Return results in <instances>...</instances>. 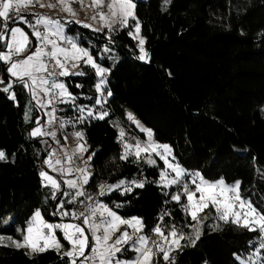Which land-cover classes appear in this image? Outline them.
<instances>
[{
  "label": "trees",
  "instance_id": "16d2710c",
  "mask_svg": "<svg viewBox=\"0 0 264 264\" xmlns=\"http://www.w3.org/2000/svg\"><path fill=\"white\" fill-rule=\"evenodd\" d=\"M134 3L148 53L145 62L137 58L136 41L128 28L113 26L114 31L94 32L67 25L66 35L90 49L97 63L109 69L106 90L112 96L103 107L94 106L98 77L93 69L82 66L88 75L68 77L69 90L78 95L77 104L97 107L109 116L85 124H66L59 137L63 140L81 131L88 152L95 153L86 190L96 192L100 185L120 179L127 184L145 181L144 188L133 187L130 194L114 191L101 199L122 218L141 219L145 232L156 225L163 212L170 211L172 217L164 221L166 234L172 224L185 234L180 242L183 247L170 254L176 264H238L234 253L242 258L249 256L253 245L258 247L254 239L257 233L221 222L210 207L201 214L203 223L197 225L201 235L196 246H191L189 238H195L196 233L188 226L189 216L163 195L165 191H178L179 186H157L163 170L160 161L150 166L144 160L130 162L134 157L121 160L123 144L118 142V135L123 128L127 143L146 140L145 134L126 119V113H132L152 131L156 142L172 147L175 162L187 172L199 173L211 182L221 178L227 184L240 181L241 194L264 211V0ZM29 18L35 20V16ZM20 26L35 42L30 29ZM103 48L119 57L113 67ZM5 68L0 65V74ZM3 79L7 83L8 76L4 74ZM77 83L83 87L76 88ZM15 92L19 106L0 91V150L7 157L0 161V236L4 237L0 241V264H63V249L59 254L49 250L26 255V249L4 246L10 245L6 243L8 237L22 239L17 229L25 226L37 208L46 220H59L50 215L55 202L48 199L50 189L41 186L39 175L52 142L43 138L48 143H42L41 138L31 137L29 132L35 125L24 118L30 108L33 117L41 116V110L29 103L31 96L23 87H16ZM58 107L65 109L56 113L65 120L77 115L70 105ZM185 202L182 197L181 203ZM68 207L81 209V204ZM58 236L62 240L61 234ZM134 256L131 251L124 255Z\"/></svg>",
  "mask_w": 264,
  "mask_h": 264
},
{
  "label": "snow or ice",
  "instance_id": "6c2138e0",
  "mask_svg": "<svg viewBox=\"0 0 264 264\" xmlns=\"http://www.w3.org/2000/svg\"><path fill=\"white\" fill-rule=\"evenodd\" d=\"M73 2L83 6V0H73ZM34 3H39V0H0V43L3 44V48L0 49V65L6 66L4 74L8 76V81L5 83L4 74H0V84H4L0 91L8 94L7 98L19 106L16 101L15 88L21 86L31 96L29 103L34 104L36 109H49L45 113L46 119L39 114L33 117L32 108L25 113V120L35 125L29 135L33 138H41L42 143H48L43 139L44 137H51L57 144H60L57 132L51 129V125H57L63 129L66 124H85L88 118L105 120L109 116L107 111L95 113L93 108L77 104L79 97L69 90L71 85L67 78L87 76L88 73L83 70L82 66L93 69V74L100 77L99 82L95 83V91L98 94L95 98V105L103 107L106 103L103 96H112V92L105 88L107 83L105 75L109 69L97 63L90 49L83 47L74 37L66 35L65 29L68 24L74 23L85 28H92L91 25L78 19L62 21L49 15L27 13L26 9ZM164 3L168 5L171 0H164ZM58 5L66 14L72 17L77 16L68 0H57L56 4L47 5L39 3L41 8L54 9ZM93 5L96 8L106 7L108 9V12L99 11L91 17L92 20L99 17L102 22L99 29L93 30L114 31L113 25L118 22L122 28L129 29L130 36L139 39L141 55L137 58L147 61L148 53L143 47L145 39L137 35L141 32V25L135 16L134 0H92L89 7ZM30 16H35V20L30 19ZM129 19L134 23L129 24ZM21 24L31 29L35 42L30 39L24 28L20 27ZM104 51L107 52L109 49ZM73 69L80 70L73 71ZM61 77L65 80H60ZM75 87L79 89L83 85L77 83ZM88 99L91 100L92 97ZM58 105H71L70 110H74L77 115L74 119L61 120L56 113L63 112L65 109ZM42 119L44 123H41ZM127 119L132 121L141 132L146 133L147 139L145 141L137 139L135 143H127L125 130L121 128L118 135V142L123 144L120 159L129 161L130 157H134L130 161L133 163L146 159L150 166H155L157 163L156 159L152 158L153 156L163 161L165 169L159 172L156 183L162 189L179 186L178 191H165L163 195L179 205L182 211L189 216L188 226L196 233L195 238H189L191 246H196L201 235L200 229L197 228V225L203 223L201 214L211 207L221 222L232 223L249 232L257 233L254 239L258 240V247L253 245L254 251L251 255L242 258L241 255L234 253L238 264H264V254H262L264 252V211L258 210L249 198L241 194V182L227 184L223 178L209 182L198 173H187L175 162L170 145L156 142L152 131L141 126L132 113L127 114ZM72 135L77 140V146L71 154L61 157L50 148L43 161L51 172L57 173V177L45 170H41L39 175L42 178L41 186L50 189L48 199L55 202L50 215L68 218L70 221H79V223L48 222L41 209L37 208L25 226L17 229L22 239L8 237L10 245L4 246L29 249L26 255L42 254L49 250H54L59 254L63 248L56 235L59 231L63 240L69 245V250L63 251L61 256L63 264H160L161 261L163 264H176L175 257L170 254L173 250L178 251L183 247L180 242L184 240L185 234L175 224L170 226L166 234L168 226L164 225V221L166 218L170 219L172 213L163 212L158 217L156 225L145 232V225L141 219L121 218L107 204L95 202L85 190V186L89 185L92 179L87 167L88 161L93 159L95 153L89 154L87 159H84V153L88 152V148L80 143L83 141L84 133L75 131ZM68 138V136L63 137L64 140ZM75 156L83 160L84 167L72 166ZM6 160V154L0 150V161ZM65 162L68 166H65ZM65 176L73 178L62 179ZM125 184V179H120L115 184L100 185L98 195L103 197L114 191L127 195L133 192V187L138 189L145 187V181H130L127 187ZM182 197L186 201L183 204L181 203ZM85 200L93 201L94 206L85 204ZM77 204H84V209L68 207ZM116 206L119 207V205ZM155 237H159V241ZM3 239L4 237L0 236V241ZM129 251L136 253L135 258H122ZM253 257H258V260H254Z\"/></svg>",
  "mask_w": 264,
  "mask_h": 264
},
{
  "label": "rangeland",
  "instance_id": "374dc122",
  "mask_svg": "<svg viewBox=\"0 0 264 264\" xmlns=\"http://www.w3.org/2000/svg\"><path fill=\"white\" fill-rule=\"evenodd\" d=\"M68 2H69L70 5L73 7L74 11L77 13V16H76V17H72V16L66 14L65 12L61 11L59 5H58L56 8H54V9H51V8H48V7L41 8V7L39 6V3H44V4H46V5L49 4V3L56 4V3H57V0H39V3H34L33 5H30L26 10L29 11V12H31V13H34L35 11H37V12H40V13H42V14H47V15L52 16V17H54V18H59V19H61L62 21H64V20L78 19V20L82 21L83 23H86V24L91 25L92 28H89V29L92 30V31H94L93 29H99V28L101 27L102 22L100 21L99 17H97L96 20H92L91 17H92L93 15H96L99 11L108 12V9H107L106 7L96 8L94 5L91 6V7H89V5L92 4V0H83V6H81L79 3H75V2H73V0H68ZM134 12H135V9H134ZM105 22H106V21H105ZM128 23H129V24H133V22H132L131 19H129ZM73 24H74V23H73ZM73 24H69V25H73ZM75 25H76V26H81V25H77V24H75ZM15 26H16V25H15ZM113 26H118V27L122 28L118 22H117L116 24H114ZM20 27H21V26H20ZM66 28H67V26H66ZM65 30H66V29H65ZM30 32H31V29H30ZM94 32H101V31H94ZM137 35H138L139 37L144 38V37L142 36L141 32L138 33ZM69 36H70V35H69ZM29 37H30V36H29ZM71 37H73V36H71ZM130 37H132V36H130ZM32 38L35 39L33 36H32ZM132 38H133V37H132ZM30 39H31V37H30ZM53 39H55V37H53ZM133 39H134V38H133ZM134 40L136 41V47H137V51H138V56H140L141 53H140L139 39H134ZM143 47H144V49H145V46H144V45H143ZM105 49H107V48H103V51H104ZM145 51H146V49H145ZM109 52H110V50L107 51V52L104 51L105 54H108L109 59H110V61H111L110 64H111V66L113 67V66L116 65V63L118 62L119 57H118V56H115V55H110ZM139 60H140V59H139ZM140 61H141V62H145V60H140ZM77 70H80V69H73V71H77ZM99 79H100V77H98L97 82H99ZM105 79H106V75H105ZM97 82H96V83H97ZM106 85H107V84H106ZM106 85H105V88H106ZM97 95H98V94H97ZM108 98H109V96H107V95H104V96H103V99H104L105 101H107ZM94 106H96V105H94ZM94 106H88V107H89V108H93L95 113H99L100 111L97 110V109H96L97 107H94ZM70 107L72 108L71 105H70ZM262 109H264V106L262 107ZM40 110H41V116H42L43 118L46 119V117H45V113L48 112L49 109H40ZM263 112H264V111H263ZM128 113H130V112H127V113H126V119H127V114H128ZM56 115H57V114H56ZM57 116H58V115H57ZM133 116H134V115H133ZM58 117H59L61 120L67 121V120H65L63 117H60V116H58ZM134 117H135V116H134ZM135 118H136V117H135ZM88 120H97V119L88 118ZM127 120H128V119H127ZM136 120L139 121L137 118H136ZM128 121H129V120H128ZM41 123H44V120H43ZM129 123H132V124L137 128V126H136L132 121H129ZM139 123H140V121H139ZM140 125L143 126L144 128H146L142 123H140ZM46 127H48V126H46ZM50 127H51L52 130H54V131L57 132V138L60 139L59 135L61 134L62 129H60L57 125H51ZM137 129L139 130V128H137ZM146 129H147V128H146ZM139 131H140V130H139ZM140 132H141V131H140ZM142 133H144V132H142ZM144 134H145V138L147 139V137H146V133H144ZM44 138H47V139H49V140L52 142L51 149H54V150L58 153V155H60L61 157H63V156L66 155V154H71L72 150L75 149L76 146H77V140H76L75 137L73 138V136L69 137V138H72V139H69V138H68L67 140H64V139L61 140V139H60V141H61L60 144H57L56 141L53 140L51 137H44ZM80 143H83L84 146L88 148V146H87V145L85 144V142H84V138H83V141H80ZM62 147H63V151H61ZM89 154H92V153H89V152L84 153V159H87V156H88ZM152 158H153V159H156L157 163H158V161H160V162L163 163V161L159 160V158L156 157V156H153ZM73 160H74V164H73L72 166H74V167H84V166H85L84 163H83V160H82L79 156H75V157H73ZM144 161L146 162V159H144ZM90 163H91V160L88 161V165H87V167H88V171L91 173V166H90ZM65 166H68V165L66 164V162H65ZM163 169H165V165H164V164H163ZM41 170L49 171V173H50L51 175H53L54 177H57V173H55V172H51V171L46 167V165H44V164H43V166H41ZM186 172H187V171H186ZM187 173H189V174H193V173H196V172H187ZM198 174H199V173H198ZM199 175H200V174H199ZM200 176H201V175H200ZM70 178H73V177L65 176V177H63L62 179H70ZM204 180H205V179H204ZM41 181H42V178H41ZM206 181H207V180H206ZM216 181H217V180H216ZM209 182H211V181H209ZM212 182H215V181H212ZM116 183H117V182H116ZM234 183H235V182H234ZM234 183H233V184H234ZM113 184H115V183H113ZM106 185H109V184H106ZM127 186H128V184L126 183V184H125V187H127ZM99 190H100V186L97 188V191H96V196H97L96 199H97V203H104V204H105V202L101 199L102 197L98 195ZM106 195H107V194H106ZM103 197H104V196H103ZM81 210H83L82 204H81ZM51 216H52V215H51ZM52 217H53V218H56V216H52ZM58 217H59V216H58ZM121 218H122V217H121ZM131 218H133V217H130V218H127V219H131ZM135 218H138V217H135ZM45 220H46V219H45ZM7 221L10 222V221H11L10 218H9ZM46 221L51 222V223H67V222L79 223V221H69V220H67V218H60V217H59V220H54V221L46 220ZM122 230H123V228H122ZM128 230L131 231V229H128ZM58 233H59V234H61V233H60L59 231L56 233L57 237L59 238ZM117 234H118V233H117ZM13 238H15V239H17V240H21V239L18 238V237H14V236H13ZM61 238H62V240H63L62 235H61ZM159 239H160V238L158 237L157 240L159 241ZM62 240L60 239L61 244H62L63 246H65V250H66V251L69 250V245H68V246L64 245V242L67 243V244H68V242H67V241H64V240L62 241ZM6 243H9V244H10V241L7 240ZM41 243H42V242H41ZM26 250L29 251V249H26ZM125 254H126V253H125ZM125 254H124V255H125ZM251 254H252V253H251ZM251 254H250V255H251ZM262 254H264V252H262ZM135 255H136V253H135ZM122 258H125V257H122ZM134 258H135V256H134L133 258H125V259H134ZM253 259H254V260H258V257H253Z\"/></svg>",
  "mask_w": 264,
  "mask_h": 264
},
{
  "label": "built area",
  "instance_id": "2783aa9c",
  "mask_svg": "<svg viewBox=\"0 0 264 264\" xmlns=\"http://www.w3.org/2000/svg\"><path fill=\"white\" fill-rule=\"evenodd\" d=\"M26 12H27V13H31V12H29V11H27V10H26ZM34 13H35L36 15H47V14H42V13L37 12V11H35ZM35 18H36V17H35ZM51 38H53V37H51ZM85 190H86V189H85ZM86 192L94 198L95 202H97V199H96V197H97V196H96V192L91 191V190H86ZM85 204H88V205H90V206H94L93 201L85 200ZM84 206H85V205L82 204L83 209H84Z\"/></svg>",
  "mask_w": 264,
  "mask_h": 264
},
{
  "label": "crops",
  "instance_id": "0c3cea01",
  "mask_svg": "<svg viewBox=\"0 0 264 264\" xmlns=\"http://www.w3.org/2000/svg\"><path fill=\"white\" fill-rule=\"evenodd\" d=\"M66 244H67V243H66ZM64 245H65V244H64ZM67 246H68V244H67ZM62 249H63V251H66V250H65V246H63V248H62Z\"/></svg>",
  "mask_w": 264,
  "mask_h": 264
}]
</instances>
